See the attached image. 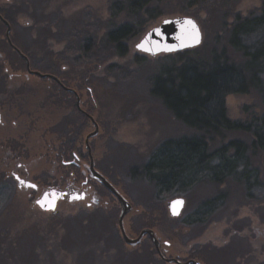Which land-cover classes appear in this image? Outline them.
Here are the masks:
<instances>
[{"label": "rangeland", "instance_id": "rangeland-1", "mask_svg": "<svg viewBox=\"0 0 264 264\" xmlns=\"http://www.w3.org/2000/svg\"><path fill=\"white\" fill-rule=\"evenodd\" d=\"M119 1L124 0H0V8L22 11L16 16V25L11 27V40L25 53L22 37L27 38L31 69L56 76L67 88L75 90L82 98L83 109L97 123L98 132L88 144L98 168L107 172L105 178L132 206L124 219L129 238L134 239L140 229L151 227L161 242L169 243L167 254L180 259L193 257L199 264H264V202L246 200L237 187H230L228 200L220 211L205 225L189 227L182 220L201 200L213 195L216 191L213 186L157 196L156 189L144 178L130 177L133 168L142 166L162 141L187 133L149 93L148 76L156 58L163 54L149 57L135 49L144 34L125 42L128 53L122 58L111 52L108 56L102 53L106 59L98 63L67 53L64 56L68 61L61 60L60 54L68 41L56 38L60 21L65 23L64 29L60 26L62 31L87 27V35L94 44L102 43L105 31L125 20L123 15L110 18V5ZM160 1L163 14L147 22L146 31L166 18L191 17L201 30V45L211 41L213 32L218 31L221 15L227 14L226 21L230 24L232 14L245 17L262 5V0H198L192 5L191 0ZM39 10L54 24L34 23L41 16ZM33 13L35 17H31ZM47 30L55 37L44 41ZM5 31L0 27V72H5V68L9 73L15 72L12 62L17 61L18 71L25 73L16 55L3 48ZM137 55L149 60L144 65L134 64ZM37 60H46L53 70L47 64L36 67ZM112 64L130 72V76L117 79L106 72V67ZM21 82L20 104L12 107V111L6 110L0 95V182L12 186L0 203V264H154L152 245L143 242L130 246L123 242L117 222L120 214L112 202L107 203L109 198L98 196L100 207L107 213L104 215H82L83 204L70 207L60 204L55 214L43 213L34 205L41 190L36 193L18 190L16 182H11L10 172L18 162L27 168V178L40 182V187L62 185L70 180L69 171L53 167L52 160L70 137L68 131L74 118L68 116V110L75 100L72 97L69 102L70 95L48 80L32 77L27 81L23 77ZM225 104L232 120H246L262 112L260 97L255 92L228 95ZM82 130L85 133L82 131L80 146L84 135L94 131L92 122L88 120L87 128ZM229 137L245 138L236 133ZM9 148L17 156L23 154V160L8 158ZM254 165L264 172L262 159ZM175 198H182L184 207L177 218H171L166 204Z\"/></svg>", "mask_w": 264, "mask_h": 264}, {"label": "trees", "instance_id": "trees-1", "mask_svg": "<svg viewBox=\"0 0 264 264\" xmlns=\"http://www.w3.org/2000/svg\"><path fill=\"white\" fill-rule=\"evenodd\" d=\"M196 1L191 0L190 5L196 4ZM160 3V0H124L111 4V20L121 15L125 20L105 31L102 43L96 45L87 35V27L62 31L65 23L60 19V26H63L58 27L56 38L68 41L63 54H60L61 60L68 61L64 56L67 53H76L98 63L104 62L106 57L103 55L108 56L110 52L120 58L125 57L128 53L125 42L144 34L148 26L146 23L162 16ZM21 12L17 8H0L1 17L11 27L16 25V16ZM42 13L39 10L41 16L34 23L54 24ZM225 15L220 16L218 31L213 32L208 43L163 55L154 61L153 72L147 81L149 93L186 128L187 133L162 141L146 162L134 167L130 173L133 179L142 177L148 181L156 189L157 196L186 193L203 185L213 186L216 190L213 195L201 200L182 220L189 227L205 225L220 211L228 200L230 187H237L246 200L264 202V172L254 165L259 159L264 161V0L258 10L245 17L232 14L230 24ZM35 16L33 13L31 17ZM0 27L5 30L1 21ZM54 37L47 30L42 39L47 41ZM22 38L25 53L18 50L31 63L26 53L31 46L27 38ZM3 48L7 49L5 43ZM148 60L138 55L133 59L134 64L139 66ZM45 61L37 60L34 64L36 67L48 66ZM48 69L53 70V67L49 65ZM106 72L117 79L130 76V72L114 64L106 67ZM251 92L260 97L262 112L246 120L230 119L226 97ZM80 131L78 125L71 131V136ZM233 133L245 138L229 137ZM101 172L106 177L107 172L104 169ZM11 187L9 182H0V203Z\"/></svg>", "mask_w": 264, "mask_h": 264}, {"label": "flooded vegetation", "instance_id": "flooded-vegetation-1", "mask_svg": "<svg viewBox=\"0 0 264 264\" xmlns=\"http://www.w3.org/2000/svg\"><path fill=\"white\" fill-rule=\"evenodd\" d=\"M5 30H6V27H5ZM9 38H10L12 45L14 46V44L11 40L12 39V28H11L10 33H9ZM4 43L6 44L7 49H9V52L11 54L16 55V57L22 63V66L25 68V73L19 72L18 71L19 70V64L17 63V61H15L12 65V69L15 70V72L12 71L9 73L6 71L7 68L4 69L5 72H0V83H1L0 84V95L1 94L3 95V100H1V101H2L3 105H5L4 107L6 108V110L10 112L13 109L12 107L16 106L18 104V102L20 104L18 97H21L20 91L22 90V87H23V83L21 82L22 78L24 77L25 80L30 81V79L32 77H36V76L28 74L27 69H26L25 60L17 54V52L14 50V48H12V46L9 45L7 39L5 38V35H4ZM28 61H29V59H28ZM4 63L5 62H2L1 64L3 65ZM0 67H1V65H0ZM29 68L31 71H37L35 69H31L30 61H29ZM48 75H51V74H48ZM39 79H41V78H39ZM42 80L50 81L56 87H58L59 90L70 95V98L68 99L69 102H71L72 97L75 100L74 105L70 106V110H68V116H72L74 118V123H73V125L71 124L72 126L69 128L70 137L67 139V142L65 141L64 143H62L60 145L58 152H56V154L54 156V160H52L53 167L54 166L55 167H61L63 172L69 171L67 178H70V180L65 182L62 185L61 184H52V185H45L43 187H40L39 186L40 182H35V181H32V180L27 178V175H28L27 168L24 167V165L22 163L20 164L18 162L15 164L14 168H12V171L10 172V175L12 178L11 182L12 181H13L12 183L16 182L17 178L23 179L24 181L35 184V186L37 187V190H41V193L45 190L52 189V188H54V189L56 188L59 191H64L67 193V195L64 196L63 201L59 202L57 208L60 206V204H66V206H68V207H70L73 204H83L85 211L81 212L82 215L88 214L90 217H92V215L95 213H101L103 215H104V213L107 214L100 207V204L102 202H100V200L98 199L99 195H100V198L105 196L106 198H109L110 200H112V201L107 200V203L112 202V204L115 205V207H116L115 210L116 211L118 210V212L120 214L121 207H120L117 199L114 197V195L108 189H106L103 185L99 184L98 182L94 181L91 178L90 170H89L90 159H89L88 149H87V145H86L87 134L84 135L83 146L79 145V142H81V139H82V136H81L82 131H83L82 129L87 128V121L90 120L89 114L86 112V110L83 109L82 98L78 95V93L75 90H73L71 88H67V86L64 85L61 80H59L60 84L55 82L54 80H50L48 78H45ZM15 81H16V83H15ZM15 84L17 86V89H14ZM18 89H19V91H18ZM53 90H55V89H53ZM79 117H80V124H78V121H79L78 118ZM1 121H2V115L0 112V125H2ZM90 122H91V120H90ZM78 125L81 127V131L79 134L77 133L76 136L72 137L71 131L74 130V128H76ZM83 133H85V132L83 131ZM89 140H88V143H89ZM6 145H9V143L6 142ZM89 147H90V151L92 153V147L90 146V144H89ZM13 152L14 151H12L11 148L8 149V158L12 157L13 160H16V159L17 160L18 159L23 160V154H22V156H21V154H19V156H17V152H14V153ZM92 158H93V156H92ZM93 167H94V170H96L97 172L102 174V172L98 168L97 162L94 160V158H93ZM19 168H22V169L18 170ZM54 170H55V168H52L51 172L54 173ZM113 187L117 190L116 186L113 185ZM16 188L18 190H23V191L29 190V191H32L34 193L37 192V190L36 191L32 190L30 187H27V189H25L24 183H23V185H21V188H18L17 183H16ZM71 192L83 194L84 199L82 201H79V202H73V203L69 202L68 201V194H70ZM123 198H124V196H123ZM111 209H113V208H111ZM86 211H88V212H86ZM114 213H116V212L114 211ZM84 217H86V216H84ZM125 218H126V216L124 217V219ZM124 219H123V227H124L126 235L129 236V234L127 233V230L125 229V226H124V222H125ZM118 229H119V226H118ZM145 229H150L154 232L155 238L158 241V249H159L160 255H159L157 249L155 248L151 238L146 234L143 235V237L140 239V241L136 245H133V246L140 245L143 242H145L149 245H152V247L154 248V254H153L154 261H155L154 264H157L156 262L161 263V264H175L174 262H168L167 261L168 259H174V260L179 261L180 263H185V262L192 261V260L197 261L193 257L186 258V259H180L179 256H176L173 254L168 255L167 252H168V248L170 247L169 243L167 241L161 242V240L158 238V236L156 235V232L154 231L153 228L144 227V228L140 229V231L138 232V235ZM138 235H136L135 237L137 238ZM122 240H123V238H122Z\"/></svg>", "mask_w": 264, "mask_h": 264}, {"label": "water", "instance_id": "water-1", "mask_svg": "<svg viewBox=\"0 0 264 264\" xmlns=\"http://www.w3.org/2000/svg\"><path fill=\"white\" fill-rule=\"evenodd\" d=\"M185 20H191L196 25V28L198 29V32H199V42H196V39L194 37L193 30L191 29V27L184 24ZM0 21L6 27L5 38L7 39L9 45L12 46V48H14L17 54L25 60L26 69H27L28 74L34 75L41 79L48 78L60 84L59 79L53 75L42 74L40 72L30 70L29 61L27 57L23 55L17 48H15L10 41L9 33L11 30V26L6 20H4L1 17V15H0ZM141 43L145 44L144 48L138 47V45H140ZM201 43H202V33H201V30L197 22L191 17H175V18H166L162 20L156 27H153L152 29H149L148 31H146L144 35L140 38V40L137 42V44L135 45V49L144 55H147L149 57H155V56L162 55V54L167 55V54L181 52L184 50L194 49L200 46ZM165 47H167V49L169 50H165ZM90 120L94 126V131L88 134L86 137V145H87L88 155L90 159V164H89L90 175L94 181L103 185L117 199L121 207V212L118 218V226H119L123 241L127 245L133 246V245H136L140 241V239L143 237V235L146 234L151 238L155 248L157 249L159 253L158 241L155 238V234L152 230L150 229L143 230L138 235V237L135 239H131L126 235L124 227H123V219L127 214H129L132 211V206L127 202L125 198H123V196L113 187V185L102 174L94 170L93 158L91 155L88 140L97 134L98 126L92 117H90ZM21 181H23L25 189H27V187H30L32 190H35V191L37 190L36 186L32 187V185H35V184L29 183L27 181H24L23 179L17 178L16 183H17L18 188H21V185H23ZM65 195H67L66 192L59 191L56 188L48 189V190L43 191L40 194V196L35 200L34 205L38 208L39 211L43 213H55L59 202L64 200ZM83 199H84L83 194H78L76 192H71L70 194H68V201L71 203L79 202V201H82ZM38 201H40V203H38ZM177 201L182 202V203H176ZM183 207H184V200L182 198H175L166 204L168 214L171 218H177L181 214ZM167 261L174 262L175 264H199L197 261H194V260L188 261L185 263H180L179 261L174 260V259H168Z\"/></svg>", "mask_w": 264, "mask_h": 264}, {"label": "snow or ice", "instance_id": "snow-or-ice-1", "mask_svg": "<svg viewBox=\"0 0 264 264\" xmlns=\"http://www.w3.org/2000/svg\"><path fill=\"white\" fill-rule=\"evenodd\" d=\"M184 24L191 27V29L193 30V34H194V37L196 39V42H199V32H198V29L196 28V25L194 24V22L191 20H185ZM138 47L144 48L145 44L141 43L140 45H138ZM145 50H147V49H145ZM165 50H169V49H167V47H165ZM21 183H23V181H21ZM32 187H35V185H32ZM38 203H40V201H38ZM176 203H182V202L177 201Z\"/></svg>", "mask_w": 264, "mask_h": 264}]
</instances>
